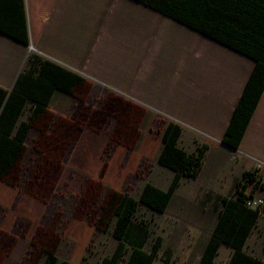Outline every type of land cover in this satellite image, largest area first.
I'll list each match as a JSON object with an SVG mask.
<instances>
[{"label":"crops","instance_id":"crops-1","mask_svg":"<svg viewBox=\"0 0 264 264\" xmlns=\"http://www.w3.org/2000/svg\"><path fill=\"white\" fill-rule=\"evenodd\" d=\"M255 62L137 0H0V118L11 96L9 111H21L0 127L14 137L28 122L27 146L36 123L46 124L56 109L68 113L71 71L85 79L81 86L117 89L127 99L120 101L180 125L181 148L208 149L197 176H184L166 211L157 212L163 249L153 264H199L223 199L243 174L257 170L264 183V92L239 148L221 142ZM38 106L45 110L34 116ZM22 150L10 168L0 165V182L18 172ZM163 167L168 182L158 187L166 190L175 172ZM256 194L264 198V189ZM263 227L260 217L242 251L264 263ZM233 250L223 244L215 261L229 264Z\"/></svg>","mask_w":264,"mask_h":264},{"label":"rangeland","instance_id":"rangeland-1","mask_svg":"<svg viewBox=\"0 0 264 264\" xmlns=\"http://www.w3.org/2000/svg\"><path fill=\"white\" fill-rule=\"evenodd\" d=\"M119 94L81 86L67 114L36 123L18 172L0 182V264H36L51 252L97 264L117 247L120 195L139 199L148 182H168L158 162L167 117L146 105L133 111ZM160 218L145 205L135 217L151 231L148 248L163 232Z\"/></svg>","mask_w":264,"mask_h":264},{"label":"trees","instance_id":"trees-1","mask_svg":"<svg viewBox=\"0 0 264 264\" xmlns=\"http://www.w3.org/2000/svg\"><path fill=\"white\" fill-rule=\"evenodd\" d=\"M143 4L159 10L175 20L191 28L199 30L203 35L210 37L226 47L253 58L256 62L250 77L247 80L232 119L226 129L221 142L232 149L239 148L249 125L254 110L257 108L261 95L264 92V0H137ZM36 60L33 61V69ZM85 79L71 71L69 94L81 86ZM5 94V91H3ZM12 96L10 98V102ZM9 102V103H10ZM9 103L0 118L18 119L20 112L9 111ZM45 110V106H38L34 116ZM28 122H23L18 133L11 137L12 129H2L6 140L0 147V160L5 170L13 165L12 156L19 157V152L26 149L23 141L28 132ZM182 127L177 123L167 124L163 133V147L158 157L160 165L169 167L175 172L170 187L166 190L148 182L139 199L129 195H120L111 217L114 221L112 235L118 244L112 255L104 257L100 264H153L163 249V238L158 236L151 249L147 248L150 229L147 225L137 223L135 217L142 205L154 212L164 213L169 206L183 177L194 178L201 170L203 156L208 149L207 144L198 146L194 153L187 152L179 146ZM12 154V155H11ZM11 155V157H9ZM6 156V157H5ZM1 170V166H0ZM256 171L243 174L233 194L223 199V208L204 250L199 264H219L215 261L218 249L223 244L234 250L229 264H264L257 258L243 252L246 240L252 234L260 218L258 211L245 205V189L252 185L251 193L257 188L264 189V183L256 177ZM234 215V216H233ZM111 225V223H109ZM36 264H82L72 260H61L56 253H48Z\"/></svg>","mask_w":264,"mask_h":264},{"label":"built area","instance_id":"built-area-1","mask_svg":"<svg viewBox=\"0 0 264 264\" xmlns=\"http://www.w3.org/2000/svg\"><path fill=\"white\" fill-rule=\"evenodd\" d=\"M251 187L252 185H249L245 189V205L252 210L258 211L260 214V217H264V198L256 197L255 195H252L251 193Z\"/></svg>","mask_w":264,"mask_h":264},{"label":"flooded vegetation","instance_id":"flooded-vegetation-1","mask_svg":"<svg viewBox=\"0 0 264 264\" xmlns=\"http://www.w3.org/2000/svg\"><path fill=\"white\" fill-rule=\"evenodd\" d=\"M79 87H81V86H79ZM78 86H77V88H79ZM83 87V86H82ZM75 91H76V89H75ZM132 107H131V110H133V111H135L136 110V106L135 105H131Z\"/></svg>","mask_w":264,"mask_h":264}]
</instances>
